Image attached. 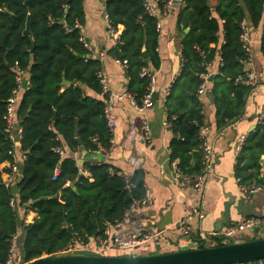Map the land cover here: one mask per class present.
Returning a JSON list of instances; mask_svg holds the SVG:
<instances>
[{
  "label": "trees",
  "instance_id": "16d2710c",
  "mask_svg": "<svg viewBox=\"0 0 264 264\" xmlns=\"http://www.w3.org/2000/svg\"><path fill=\"white\" fill-rule=\"evenodd\" d=\"M82 1L0 0V165L16 160V147L5 120L7 100L12 95L13 122L20 127L19 150L23 155L20 175L12 185L5 186L2 178L9 167H0V264L6 263L10 239L18 230L21 262H29L64 251L74 238L86 241L90 236L103 237L107 226L144 194L142 171L124 175L112 171L107 162H84L82 167L89 172L84 175L71 155L108 149L112 138L103 116L105 97L84 93L86 87L100 94L97 71L101 60L88 57L80 40ZM143 1L104 0L110 28L118 31L122 26L110 52L115 59L126 60L127 92L138 104L149 84L141 70L150 71L159 64L157 22L162 9V0H152L158 15H149ZM181 1L176 15L183 34L181 66L164 105L172 133L170 161L175 160L184 174L194 175L202 167L201 75H209L208 65L218 55V71L208 90L216 128L239 119L251 92L242 82L248 53L240 37L241 23L245 21L248 28L262 25L260 51L264 55V0ZM18 69L27 73L23 89L16 81ZM63 79L76 83L65 84ZM56 146L62 147L64 157L53 150ZM262 160L264 113L237 152L233 171L239 185L250 188L264 184ZM56 164L59 172L52 180ZM14 197L17 207L35 213L31 222L19 218L10 204ZM202 246L205 244L197 247Z\"/></svg>",
  "mask_w": 264,
  "mask_h": 264
},
{
  "label": "crops",
  "instance_id": "0c3cea01",
  "mask_svg": "<svg viewBox=\"0 0 264 264\" xmlns=\"http://www.w3.org/2000/svg\"><path fill=\"white\" fill-rule=\"evenodd\" d=\"M174 1L171 11L160 18L157 46L158 67L149 69L153 75L154 85L151 95L152 106L139 111L128 97L114 98L112 105L116 123L112 130L110 150L106 154L100 151L71 153L80 168H83L82 163L84 162H107L111 165L112 171H116L118 174L131 175L137 170L142 171L144 186L150 191L151 202L141 206L139 211L131 215V219L144 217L146 222L142 228L152 231L154 236L136 247L132 251L133 254L163 253L195 248L197 240L191 238V234L201 241L207 238L208 246L216 245L217 239H220L216 233L224 229L229 222L242 218L264 217V186L251 192L249 188L238 184L233 171L239 136L247 135L253 130L264 113V55L260 51L262 30L260 24L255 28H248L247 38L252 58V70L258 84L246 98L242 116L222 128H216L214 106L208 94L210 87L208 77H213L217 73L220 63L219 56L216 55L208 65V83L204 93L200 95V100L206 127L205 136L213 147L216 159L205 188L204 217L202 219L195 218L190 223V229L186 236L181 232L177 223L184 216V205H198L199 196L190 188H181L175 182L169 155L168 145L172 133L166 125L164 101L171 83L180 72V40L183 36L176 23L178 8L183 3L181 0ZM82 4L84 15L80 27L81 37L94 53H103L101 69L107 78L110 91L118 95L127 93L129 78L125 67L116 62L110 52L116 45L118 36H113L110 32L108 18L104 10V0H83ZM121 29L122 26L119 25L118 35ZM187 30L188 28H185L184 32ZM27 78V73L23 72L18 83L20 89L26 86ZM84 93L101 98L100 94H95L86 87H84ZM145 121L149 127L147 137L142 130ZM19 129L18 124L13 122L8 130L9 137L16 147L15 164L18 176L23 159L19 150ZM262 162L264 161H261V165ZM8 165L9 162H3L0 167L3 169ZM260 174H264L263 167ZM2 177H5L4 171ZM15 190L14 188L13 195H15ZM228 195L232 196V204L228 207L229 219L227 223H222L220 226L219 221L223 219V203L228 200ZM13 205L17 215L23 219L24 223L32 221L35 216L33 211L25 212L22 207L16 206L15 201ZM252 232L248 231L245 235L246 240ZM258 233L260 237H264L261 235L264 233V225ZM20 241L21 231L18 230L15 248L11 253L12 264L22 263ZM118 250L108 249L104 252L114 255ZM243 264H264V260Z\"/></svg>",
  "mask_w": 264,
  "mask_h": 264
},
{
  "label": "built area",
  "instance_id": "2783aa9c",
  "mask_svg": "<svg viewBox=\"0 0 264 264\" xmlns=\"http://www.w3.org/2000/svg\"><path fill=\"white\" fill-rule=\"evenodd\" d=\"M174 3H175L174 0H162V9L160 11L161 14L159 18L166 16L171 11V8L174 5ZM143 6L145 12L148 13L149 15H155V16L158 15L157 13L158 11L154 6V1L144 0ZM241 26L243 30L240 37L241 40L244 42L246 51L248 53L247 57L243 61V70L246 72V76L242 80V82L250 86L252 91L255 89L258 82L252 70V58L250 55V49L247 42V38H248L247 23L243 21L241 23ZM157 27L158 28L160 27V19L157 22ZM110 32L113 36L116 37L118 36L117 30L110 28ZM80 40L82 41L84 47L88 51V57L98 58L100 60L102 59L103 57L102 52L94 53L90 49V47L84 42V39L82 37L80 38ZM115 60L123 67L126 66V60H122V61L117 59ZM22 74L23 71L18 69V74L16 76L17 83H19ZM140 74L146 75L149 78V84L147 87V91L141 97L140 104H138L134 100L133 96L128 92L122 95L112 93L109 89L107 78L104 72L102 71V69L97 71V78L100 83V95L105 97L103 116L106 125L111 132L116 123L115 114L112 105L114 98H122L124 96L128 97L132 101V104L139 111H142L143 109L152 106L151 95L154 90L153 75L151 74L150 71L146 69H142ZM201 76L203 78V81L198 87V93L200 95L204 93L208 83L207 75L203 74ZM15 92L16 90L14 91V94ZM14 102H15V96L12 95L7 100L6 113H5V120L7 122V127H6L7 132L13 123ZM262 116L259 119H261ZM166 125L168 126L169 124L166 122ZM142 130L144 132V135L147 137L149 127L146 121L142 125ZM205 130H206L205 126H201L199 130V137L201 139V149H202V156H201L202 167L199 174L186 175L177 167L175 160L171 161V165L173 167V177L175 182L181 188H190L195 194L199 196L198 205H189V204L184 205V216L177 222L184 236L188 234V231L190 229V223L195 218L202 219L204 217L203 201H204L205 188L208 179L212 174L213 165L216 159V154L213 150V147L205 136ZM19 133H20V129H19ZM245 139H246L245 134L239 136L236 145V151H239ZM110 147L108 149L100 148L98 151L106 154L110 150ZM53 150L60 157H64L65 153L62 147L56 146L53 148ZM8 167H9V171L5 172V177H2L5 186L12 185L18 178L16 164L15 163L11 165L9 164ZM79 170L84 175L89 174V172L84 168L79 167ZM58 172H59V166L58 164H56L51 176L52 180L56 179ZM67 184L68 182L65 183V185ZM263 186L264 184L254 185L249 188V191L251 192L257 191ZM150 202H151L150 191L145 187L143 196L140 199L134 200L132 203H130V205L124 210L122 217L120 219L115 220L112 224L108 225L110 227L107 226V228L104 231L103 237L90 236L87 238L86 241L81 240L79 238H74L69 243L67 249H65L64 251L71 253L101 254L102 252L108 249H119L122 251H127L129 253L131 252L132 254V251H134L136 247H138L139 245H141L142 243L146 242L147 240L151 239L154 236V233L152 231L144 230L142 228V225L146 222V219L144 217H140L138 219L136 218L131 219V215L139 211L141 206L148 205ZM10 204L11 205L14 204L13 198L10 200ZM263 225H264V217L242 218L229 222L228 225L224 229L218 231L216 235L217 237L222 239H231L233 240V242H240L246 239L245 235L248 233V231H254L256 229H260ZM15 240H16V234L12 236L10 239V247H9L10 255L6 260L5 264H12L11 253L15 248ZM229 264H243V263H229Z\"/></svg>",
  "mask_w": 264,
  "mask_h": 264
},
{
  "label": "water",
  "instance_id": "95a60500",
  "mask_svg": "<svg viewBox=\"0 0 264 264\" xmlns=\"http://www.w3.org/2000/svg\"><path fill=\"white\" fill-rule=\"evenodd\" d=\"M143 54L146 58L145 52ZM211 77H208V81ZM63 83L72 84L76 81L67 82L63 79ZM262 167L264 169V162ZM71 185L73 186L72 183ZM227 197L228 200L223 203V219L219 221L220 226L222 223H227L229 219L228 207L232 204V196ZM256 260H264V237L151 254L110 255L62 251L22 264H229Z\"/></svg>",
  "mask_w": 264,
  "mask_h": 264
},
{
  "label": "rangeland",
  "instance_id": "374dc122",
  "mask_svg": "<svg viewBox=\"0 0 264 264\" xmlns=\"http://www.w3.org/2000/svg\"><path fill=\"white\" fill-rule=\"evenodd\" d=\"M258 231H259V229H256V230H254L252 233H251V235L247 238V239H250V238H259L260 237V234L258 233ZM262 236H264V233L263 234H261ZM191 238H193V239H196L197 240V243H196V246H198V245H201L202 243H204L205 244V246H208V240H207V238H205L204 239V241H201V240H199L196 236H194L193 234H191ZM246 240V239H245ZM230 242H233V240H231V239H222V238H220V239H217V241H216V243H230ZM116 254H119V253H125V252H123V251H120V250H118L117 252H115ZM129 253V252H128ZM102 254H107L106 252H103ZM116 254H114V255H116ZM133 254V253H132Z\"/></svg>",
  "mask_w": 264,
  "mask_h": 264
}]
</instances>
